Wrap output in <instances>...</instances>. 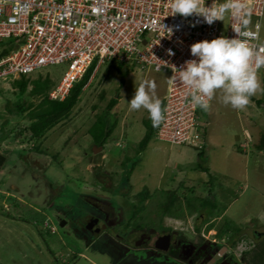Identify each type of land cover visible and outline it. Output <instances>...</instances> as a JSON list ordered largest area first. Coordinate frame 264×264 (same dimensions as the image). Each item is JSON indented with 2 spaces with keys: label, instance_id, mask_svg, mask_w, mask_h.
Listing matches in <instances>:
<instances>
[{
  "label": "rangeland",
  "instance_id": "rangeland-1",
  "mask_svg": "<svg viewBox=\"0 0 264 264\" xmlns=\"http://www.w3.org/2000/svg\"><path fill=\"white\" fill-rule=\"evenodd\" d=\"M262 23L264 42V18ZM126 68L129 73L121 86L123 78L116 64L107 61L101 65L71 116L37 142L29 139L26 132L15 136L17 129H24L30 120L25 118L26 114L19 116L15 115L16 111H10L20 98L19 90L12 81L0 78V138L4 139L0 144V157L6 160L3 173H0V264H116L121 257L117 247L107 243L88 246L82 239L83 232V235L76 233L77 228H73L71 222L64 227L61 221L70 219L69 215L80 221L84 215L80 208L91 199L95 207L113 215L116 223L129 220L134 211L135 194L146 187L156 195L144 202L146 210L139 215H149L146 219L150 218V225L163 222L192 241L198 240L193 232L199 227L209 238H216L225 245L229 242L231 264L239 260L237 255L241 251L247 250L252 255L258 251V244L264 245V237L256 241L253 236L256 232H264V150L256 147L264 131V104L259 106L254 100L263 98L264 91L253 95L243 110L225 106L219 94L212 99L207 112L201 110V122L207 128L203 156L192 146L167 143L157 137L141 151L138 145L146 131L143 120L149 114L143 108L129 110L135 86L144 79L155 81L156 94L162 100L170 75L140 64L126 65ZM62 73L63 66L54 65L31 73L30 78L49 74L59 81ZM258 77L264 88V68L259 69ZM118 96V103L108 111V102ZM22 97L33 105L40 100L29 92ZM99 114H106L109 126L114 127L104 147L96 146L88 133ZM6 119H9L7 123ZM5 130L13 132L8 135ZM35 144H40L46 154L34 150ZM30 154L43 163L44 169L30 167L33 158ZM198 163L208 167L210 172L197 167ZM32 168L37 170L32 173ZM127 176H130V183L125 187ZM208 181L211 185L206 183ZM208 186L213 189L212 194ZM174 189L184 199L178 213L187 216L177 217L175 208L177 216L161 218L163 191ZM52 192L60 197L53 203L56 206L49 208L54 198ZM184 194L193 200L190 209ZM32 206L40 207V212L46 209L57 226L58 233L46 242L51 249L37 231L40 225L31 224L35 215L43 218ZM20 212L22 215H15ZM209 219L214 223L212 231L208 229L210 223L206 222ZM227 222L241 232L238 237H231L229 232L219 236L220 227ZM129 225L137 226V223ZM116 226L117 234L126 236L124 229ZM108 233L115 235L113 231ZM233 237L236 238L234 242ZM123 246L126 250L127 246ZM152 257L158 261L157 256ZM119 264L133 263L120 261Z\"/></svg>",
  "mask_w": 264,
  "mask_h": 264
},
{
  "label": "built area",
  "instance_id": "built-area-1",
  "mask_svg": "<svg viewBox=\"0 0 264 264\" xmlns=\"http://www.w3.org/2000/svg\"><path fill=\"white\" fill-rule=\"evenodd\" d=\"M247 2L251 22L246 31L249 42L258 47L264 44V0ZM212 3L206 0V6ZM233 23L238 22L230 16L212 25L198 16H173L170 0H0V78L15 80L62 65L60 81L50 91L51 98L60 100L94 62L92 77L110 61L155 71L159 66L171 78L174 67L180 69L195 59L194 43L235 38ZM9 44L13 47L1 54ZM164 100L165 119L156 137L202 148L206 125L201 122L202 109L191 104L188 89L179 82L168 85Z\"/></svg>",
  "mask_w": 264,
  "mask_h": 264
},
{
  "label": "clouds",
  "instance_id": "clouds-1",
  "mask_svg": "<svg viewBox=\"0 0 264 264\" xmlns=\"http://www.w3.org/2000/svg\"><path fill=\"white\" fill-rule=\"evenodd\" d=\"M170 8L173 16H198L209 25L216 21L225 22L229 16L238 23L231 25L236 33L235 38L221 36L211 41L194 43L191 55L195 59L186 61L180 69L174 67V75L167 79L169 85L179 82L185 86L191 104L205 112L209 110L210 101L217 94L225 106L236 110L245 109L253 95L264 91L258 77L259 69L264 67V44L254 47L249 42L246 29L251 22V8L247 0H213L211 6H206V0H170ZM169 54L173 53L169 51ZM157 70L159 71V66ZM156 88L155 81L142 80L135 86L134 96L129 102L130 111L143 108L148 112L154 128H158L165 119V110L156 94ZM205 132L206 127L204 148L207 145Z\"/></svg>",
  "mask_w": 264,
  "mask_h": 264
},
{
  "label": "trees",
  "instance_id": "trees-1",
  "mask_svg": "<svg viewBox=\"0 0 264 264\" xmlns=\"http://www.w3.org/2000/svg\"><path fill=\"white\" fill-rule=\"evenodd\" d=\"M3 45H5V43ZM5 47L7 48L3 49L1 54L8 52L9 49L13 46L12 44H9V47L8 46H5ZM95 66H96V62H94L93 65L84 74V76L78 82L74 84V86L71 88L66 98L63 100L52 99L50 97L49 92L51 91L52 88H54L57 85L58 81L53 80L52 77L48 74L39 75L35 79H31L30 77H27V76H22L18 79L12 80L13 86L18 88L19 90L18 94L20 95V98L13 106L14 109L11 108L10 111L12 113L16 111L15 115H19V116L20 114L21 115L26 114L25 118L30 120L29 125H26L24 129H19V130L17 129V131L15 132V136L17 137L18 135L26 132L27 134H29V139L35 140V142H37L41 140L43 137H45L47 133L50 130H52L59 122H61L62 120L66 118H69L73 110L75 109L76 105L80 101L81 95L85 91V88L89 84V81L93 75ZM116 68L123 78L121 80V86H122L124 85V79L125 77H127L129 70H127L126 65L122 62L116 64ZM27 92H29L31 96L37 99L40 98L39 103L36 105H33V103L28 104L25 101H23L22 96H24ZM119 98L120 97L118 96V97H113L110 99V101L107 104L108 111L111 110L118 103ZM254 100L259 106H262L264 104V97L257 98ZM161 101H162V108H163L164 103H165L164 98ZM8 121L9 119H6L4 122L7 123ZM143 123L146 127V131H145L144 137L142 138V140L140 141L138 145V148L141 151L144 150L148 146L149 142L151 141L153 137H156V134L159 128V127L154 128L152 126V122L149 119V115L143 120ZM113 128H114L113 126L110 127L108 124L107 115L99 114L95 122L89 128L88 133L91 135L94 141V144H96V146L104 147L108 139L110 138L111 134L113 133ZM5 132L7 131L5 130ZM9 132L12 133L13 131L12 130L8 131L7 132L8 135L10 134ZM3 140L4 139L0 138V144L1 142H3ZM256 147L259 150H264V131L262 132L260 142L256 145ZM33 148L35 150H38L39 153H46L42 151L40 144H37V145L35 144ZM194 148L199 150V154H198L199 156H203L204 150H205L204 147L202 148L194 147ZM197 167H199L203 171L210 172V169L208 167H204L200 163L197 164ZM209 177L212 180L214 179V177L211 174L209 175ZM125 181H126L125 187H127L130 183V176L129 177L127 176ZM209 182L210 181L206 183H209ZM210 185H211V182H210ZM209 187L210 186H208V192L209 194H212L211 191H213V189ZM163 193H164V197L161 201L163 215H161V218H164V216H167V215L171 217L173 216L175 217L178 214L179 216L177 217L179 218L186 217L187 215H182V213H178V211H180L182 209V206L184 205L182 201L184 199H182V196L178 194L177 190L176 189L166 190V191H163ZM155 195L156 194L152 193L148 187L144 188L141 192L135 194L136 200L133 202V210H134L133 218L134 219L137 218L141 212L144 213V210H146L145 206H147V204H145L144 202L148 199H152L153 197H155ZM186 196H187L186 194L183 195V197L186 198V201H187L186 204L188 208L190 209L191 206H193L192 205L193 200H191L189 196L187 197ZM201 203L202 205H204L203 202ZM175 208H177L176 209V212L178 213V214L176 213L177 215H175V212H174ZM42 216L43 218L39 217L38 215H35L31 219L32 220L34 219L35 221L37 220V222L35 223L37 224V226L40 225L38 227L39 232L42 233L44 237H47L51 235V232L43 227L45 215H42ZM145 217L147 218V216ZM211 220L212 219L206 220L207 224L210 223L209 224L210 226L208 227V229H213V227L211 226H213L214 223L213 221L211 222ZM145 223H150V218L146 219ZM228 232L232 234L231 237L232 236L238 237L241 234V232H239L237 227L232 228L228 225V222H227L225 225H222L220 227L219 236H223ZM235 239H236L235 237H233V239L231 238L233 242L235 241ZM258 245L260 247L258 246L259 249L258 251H255L254 254L252 252V255H250L248 253L249 251L247 250L244 252V255H245L244 263L245 264H264V245H261V244H258Z\"/></svg>",
  "mask_w": 264,
  "mask_h": 264
},
{
  "label": "flooded vegetation",
  "instance_id": "flooded-vegetation-1",
  "mask_svg": "<svg viewBox=\"0 0 264 264\" xmlns=\"http://www.w3.org/2000/svg\"><path fill=\"white\" fill-rule=\"evenodd\" d=\"M35 150V149H34ZM28 153H33L32 150H27ZM27 153V154H28ZM33 158L30 160L31 165L30 167H39L44 169L43 163L37 159L34 155ZM35 154V153H34ZM46 154V153H41ZM39 154L40 156H42ZM38 155V154H36ZM0 161L1 157H0ZM6 160L4 159L5 165ZM2 167L0 169V173H3ZM46 167H48L46 165ZM37 169L32 168V173ZM50 184V183H49ZM124 189V188H123ZM53 199L51 203H49L48 207L50 208L51 205L53 207L56 206L55 199H59L60 195H56L53 193ZM123 194V193H122ZM13 196V195H12ZM99 198H105V195H97ZM14 197V196H13ZM15 200L19 198H14ZM92 199L84 204L80 209L81 215L80 221L73 217V215L65 214L71 216L70 219L66 218L65 220L61 221V225L67 227L68 223L71 222V226L74 225L73 228H77L76 233L82 234V239L87 243L88 246L93 244L102 243L104 245L111 244L118 250H120V259L116 260L119 264L120 261L128 263L132 262L133 264H231L230 261L231 251L232 248L229 242L225 245L222 241H219L216 238H209L208 233L204 230H201L199 227H196L195 231L193 232L195 236L198 238L196 241L189 240L188 238L185 239L179 233L181 231L173 229L169 226H165L163 222H160L158 225L151 223H145L146 217L149 215H139L137 218H133V215H130L129 220L115 222L113 219V215L106 214L105 211L101 210L94 206ZM33 207V206H32ZM31 207V208H32ZM36 211L40 212V207H33ZM38 208V209H36ZM111 208H109L110 210ZM112 211V210H110ZM42 215H45V220L43 227L51 232V235L44 237L42 233L37 231L41 238L46 242L53 234L58 233L57 226L50 220L46 209L41 210ZM63 213V212H59ZM15 215H22V213H18ZM21 217V216H16ZM137 223V226H130V222ZM35 221L31 219V224H34ZM109 224V226L106 225ZM116 224L124 229L123 231L126 232V236H121L116 232ZM36 227V226H35ZM83 230V231H81ZM211 229L210 231H212ZM115 232V235L112 236L108 232ZM207 231V230H206ZM209 234H211L209 232ZM214 234V233H212ZM254 239L257 241L258 238L264 237V232H256L253 234ZM47 244V247L51 249V246ZM126 245V250L125 246ZM256 246L255 244L253 245ZM137 252H140L139 255H136ZM245 251H241L240 254L237 256L239 260L235 263L245 264ZM132 255V256H131ZM152 256H157L158 261L152 260ZM163 257V258H162ZM136 258V259H133ZM156 258V259H157ZM167 260V261H166ZM170 260H173L171 263ZM225 261V262H224Z\"/></svg>",
  "mask_w": 264,
  "mask_h": 264
},
{
  "label": "water",
  "instance_id": "water-1",
  "mask_svg": "<svg viewBox=\"0 0 264 264\" xmlns=\"http://www.w3.org/2000/svg\"><path fill=\"white\" fill-rule=\"evenodd\" d=\"M4 161V160H3ZM3 161H0V169H1V166H2V164H3Z\"/></svg>",
  "mask_w": 264,
  "mask_h": 264
},
{
  "label": "crops",
  "instance_id": "crops-1",
  "mask_svg": "<svg viewBox=\"0 0 264 264\" xmlns=\"http://www.w3.org/2000/svg\"><path fill=\"white\" fill-rule=\"evenodd\" d=\"M94 76H95V74H94ZM94 76H93V77H94ZM92 79H93V78H91V80H92ZM206 131H207V128H206ZM205 135H206V132H205ZM167 143H168V142H167ZM213 230H214V229H213Z\"/></svg>",
  "mask_w": 264,
  "mask_h": 264
}]
</instances>
